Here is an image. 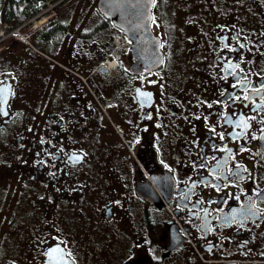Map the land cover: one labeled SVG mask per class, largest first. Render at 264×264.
Instances as JSON below:
<instances>
[{
	"label": "flooded vegetation",
	"instance_id": "flooded-vegetation-1",
	"mask_svg": "<svg viewBox=\"0 0 264 264\" xmlns=\"http://www.w3.org/2000/svg\"><path fill=\"white\" fill-rule=\"evenodd\" d=\"M98 1L0 0V264H264V0Z\"/></svg>",
	"mask_w": 264,
	"mask_h": 264
},
{
	"label": "water",
	"instance_id": "water-1",
	"mask_svg": "<svg viewBox=\"0 0 264 264\" xmlns=\"http://www.w3.org/2000/svg\"><path fill=\"white\" fill-rule=\"evenodd\" d=\"M132 1L135 2L136 4L134 5L128 4L129 2ZM150 6H151V0H99L98 1L99 10L106 17L112 18L113 21L115 22L118 21L119 18L122 16V14L120 13H123V15H125L126 11H130L133 17H136L138 14L139 17L141 16L145 17V13L149 14ZM151 59H154L153 55ZM155 60H156V65L160 64L161 52L159 49L158 39H156ZM147 199L155 204V202L152 199H149L148 197ZM155 206H157V204H155Z\"/></svg>",
	"mask_w": 264,
	"mask_h": 264
},
{
	"label": "snow or ice",
	"instance_id": "snow-or-ice-1",
	"mask_svg": "<svg viewBox=\"0 0 264 264\" xmlns=\"http://www.w3.org/2000/svg\"><path fill=\"white\" fill-rule=\"evenodd\" d=\"M148 98H150V95H149V97Z\"/></svg>",
	"mask_w": 264,
	"mask_h": 264
}]
</instances>
